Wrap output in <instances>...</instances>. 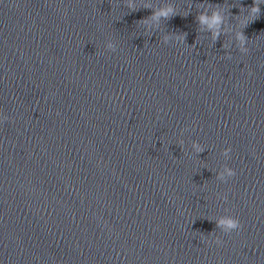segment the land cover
I'll list each match as a JSON object with an SVG mask.
<instances>
[{"label": "water", "instance_id": "obj_1", "mask_svg": "<svg viewBox=\"0 0 264 264\" xmlns=\"http://www.w3.org/2000/svg\"><path fill=\"white\" fill-rule=\"evenodd\" d=\"M251 6L0 0V254L264 264V0L243 28Z\"/></svg>", "mask_w": 264, "mask_h": 264}, {"label": "clouds", "instance_id": "obj_2", "mask_svg": "<svg viewBox=\"0 0 264 264\" xmlns=\"http://www.w3.org/2000/svg\"><path fill=\"white\" fill-rule=\"evenodd\" d=\"M262 0H254V6H251L249 8V15L243 18L242 24L243 28H246L249 25L250 21L256 20L260 14H261V8H260V3ZM170 13H173V9L171 7H168L167 9H162L159 13H156L157 16L163 15L164 17H168ZM201 22H205L206 17L204 15H201L199 17ZM221 16L220 14L214 13L213 21L214 23H219L221 21ZM217 36L219 35L218 33L216 34ZM186 37H180V39H185ZM238 38L241 40L242 43L248 41V37L244 35L243 30H241L238 33ZM230 175H236V173L232 172L231 170L229 171ZM222 223H226L228 226V229L233 230V231H239L243 228V224L240 221L238 217H231L228 218L226 221H222ZM216 244H222L223 241L220 239L215 240Z\"/></svg>", "mask_w": 264, "mask_h": 264}]
</instances>
